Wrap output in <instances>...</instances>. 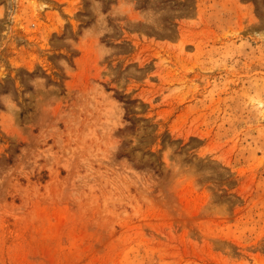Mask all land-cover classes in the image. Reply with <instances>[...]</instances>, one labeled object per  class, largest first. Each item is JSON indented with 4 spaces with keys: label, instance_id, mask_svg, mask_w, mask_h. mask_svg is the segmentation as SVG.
Listing matches in <instances>:
<instances>
[{
    "label": "rangeland",
    "instance_id": "1",
    "mask_svg": "<svg viewBox=\"0 0 264 264\" xmlns=\"http://www.w3.org/2000/svg\"><path fill=\"white\" fill-rule=\"evenodd\" d=\"M0 264H264V0H0Z\"/></svg>",
    "mask_w": 264,
    "mask_h": 264
}]
</instances>
